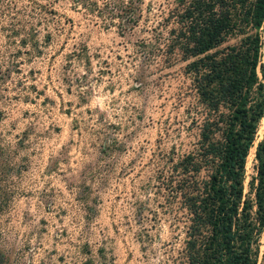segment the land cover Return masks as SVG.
Here are the masks:
<instances>
[{
    "label": "rangeland",
    "instance_id": "1",
    "mask_svg": "<svg viewBox=\"0 0 264 264\" xmlns=\"http://www.w3.org/2000/svg\"><path fill=\"white\" fill-rule=\"evenodd\" d=\"M171 5L0 0L5 264H177L184 212L157 175L191 147L201 116L189 58L166 51ZM260 34L264 63L263 21ZM263 141L264 111L242 177L253 218ZM258 241L264 264V224Z\"/></svg>",
    "mask_w": 264,
    "mask_h": 264
},
{
    "label": "trees",
    "instance_id": "2",
    "mask_svg": "<svg viewBox=\"0 0 264 264\" xmlns=\"http://www.w3.org/2000/svg\"><path fill=\"white\" fill-rule=\"evenodd\" d=\"M163 20L167 53L176 49L189 58L192 108L201 116L191 147L172 151L157 175L159 187L184 212L177 264H257L264 141L255 150L254 218L241 196L245 156L264 111V63L258 58L264 0H172ZM6 197L0 183V213ZM7 261L0 247V264Z\"/></svg>",
    "mask_w": 264,
    "mask_h": 264
},
{
    "label": "water",
    "instance_id": "3",
    "mask_svg": "<svg viewBox=\"0 0 264 264\" xmlns=\"http://www.w3.org/2000/svg\"><path fill=\"white\" fill-rule=\"evenodd\" d=\"M262 195H263V201H264V181H263Z\"/></svg>",
    "mask_w": 264,
    "mask_h": 264
}]
</instances>
